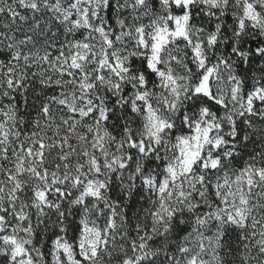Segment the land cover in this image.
<instances>
[{"label": "snow or ice", "instance_id": "1", "mask_svg": "<svg viewBox=\"0 0 264 264\" xmlns=\"http://www.w3.org/2000/svg\"><path fill=\"white\" fill-rule=\"evenodd\" d=\"M0 264H264V0H0Z\"/></svg>", "mask_w": 264, "mask_h": 264}]
</instances>
